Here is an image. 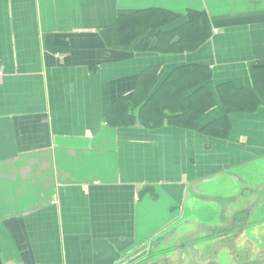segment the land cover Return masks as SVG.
Masks as SVG:
<instances>
[{
  "label": "crops",
  "instance_id": "crops-1",
  "mask_svg": "<svg viewBox=\"0 0 264 264\" xmlns=\"http://www.w3.org/2000/svg\"><path fill=\"white\" fill-rule=\"evenodd\" d=\"M144 10L179 16L164 31L197 18L211 36L183 54L107 44L118 17ZM262 61L264 0H0V264H164L186 251L201 263L209 255L182 240L264 232L246 220L264 216V180L250 175L264 162V106L230 114L225 138L145 127L138 109L133 124L107 122L149 69L147 98L186 65L209 70L217 98L223 84L251 89ZM223 116L217 103L198 127ZM226 210L235 231L219 227Z\"/></svg>",
  "mask_w": 264,
  "mask_h": 264
},
{
  "label": "trees",
  "instance_id": "trees-1",
  "mask_svg": "<svg viewBox=\"0 0 264 264\" xmlns=\"http://www.w3.org/2000/svg\"><path fill=\"white\" fill-rule=\"evenodd\" d=\"M178 18L176 14L161 10L137 11L118 17L103 32L110 46L127 47L136 43L134 48L139 52L193 53L210 38L211 28L196 18L175 29L162 30ZM252 71L255 80L251 89L227 83L217 87V98H214L203 86L211 78L206 67H178L147 98V89L157 78L156 68L149 69L138 77V86L129 98L118 99L111 105L107 122L110 126L133 124V112L138 109V121L145 127L155 128L164 121H175L182 128L225 138L230 114L252 113L264 106V61ZM216 101L224 109V116L199 128L200 118L217 104Z\"/></svg>",
  "mask_w": 264,
  "mask_h": 264
},
{
  "label": "rangeland",
  "instance_id": "rangeland-1",
  "mask_svg": "<svg viewBox=\"0 0 264 264\" xmlns=\"http://www.w3.org/2000/svg\"><path fill=\"white\" fill-rule=\"evenodd\" d=\"M251 182H255L257 181V179H254L253 175H256L260 177V180H264V162L263 165L261 166H255V167H251ZM249 196H253V195H249ZM263 199H264V195H260ZM234 198L227 200V203H231L233 202ZM251 200H246L244 203L245 205H247L248 203L251 204ZM220 202V201H219ZM261 202V200H260ZM237 206H239V203H237ZM252 206V205H251ZM261 211V209H260ZM262 214V212H261ZM226 218L223 221V223L219 224V227L223 228V226H225L226 228H231L232 226H228L229 221L231 220V217L229 216V211L226 210L225 212ZM224 217V216H222ZM219 218V217H217ZM249 221V223L253 224V225H248V228H256L260 223H264V216L262 215V217H257V216H252L248 219H246ZM233 228V229H232ZM232 231H235L236 228L232 227ZM263 230V229H262ZM235 234H237V236L233 237ZM166 235V236H165ZM176 236V231L174 232H167L164 234V241L167 240V242H171L173 240V238ZM205 236H209L208 232H199L195 234V237H200L201 240L199 242H196L194 244H198L197 246H199V244H201L203 247H197L195 245V252H199L201 249L203 250V253L206 255H210L208 259H212L214 260L216 263L218 264H242L246 259L248 260H255L256 259V254L258 253L257 251H261L264 249V232L260 231V232H239V231H235V233H229V237L231 239V241L227 242V243H223V242H219V233H215V238L214 242H209V238L205 237ZM242 237V238H241ZM244 237H246V239H244ZM240 238V239H239ZM205 240V242H203ZM159 240H157L158 242ZM163 241V242H164ZM156 242V243H157ZM189 246V242L186 240H182L181 243H183ZM165 243V242H164ZM176 243V241H175ZM178 243V242H177ZM214 245V248H212ZM217 245H222L221 247H219L217 250ZM168 248L174 246L173 243H168L166 245ZM189 248V247H188ZM169 252V251H167ZM257 252V253H256ZM255 253V254H254ZM174 255V259L172 260H168V254L164 253V259L165 262H168V264H194L191 263L192 262V258L189 254H187V251L185 252V257L184 258H176L175 254ZM249 255L250 258H247ZM205 259V257L201 258V262H204L203 260ZM207 259V260H208ZM175 261V262H174ZM206 261V260H205ZM139 263V262H138ZM165 264V263H164ZM203 264V263H202Z\"/></svg>",
  "mask_w": 264,
  "mask_h": 264
},
{
  "label": "flooded vegetation",
  "instance_id": "flooded-vegetation-1",
  "mask_svg": "<svg viewBox=\"0 0 264 264\" xmlns=\"http://www.w3.org/2000/svg\"><path fill=\"white\" fill-rule=\"evenodd\" d=\"M234 236H237V234H235ZM186 246H188V245H186ZM185 247V246H184ZM189 248H191L190 250L192 251V252H194L193 251V249L195 248V245H191V244H189V246H188ZM179 248V247H178ZM177 248V249H178ZM171 250H176V248H170ZM258 252V253H257ZM256 253V259L255 260H248V259H246L242 264H256V263H261V262H264V249L263 250H261V251H257ZM255 254V253H254ZM211 255V254H210ZM209 255V256H210ZM247 258H250L249 257V255H248V257ZM164 262H165V260H164ZM191 263H194V264H218V263H216L214 260H212V259H208V260H206V261H204V262H198L197 261V258L196 257H194V258H192V262ZM165 264H168V262H165Z\"/></svg>",
  "mask_w": 264,
  "mask_h": 264
},
{
  "label": "water",
  "instance_id": "water-1",
  "mask_svg": "<svg viewBox=\"0 0 264 264\" xmlns=\"http://www.w3.org/2000/svg\"><path fill=\"white\" fill-rule=\"evenodd\" d=\"M256 264H264V262H261V263H256Z\"/></svg>",
  "mask_w": 264,
  "mask_h": 264
},
{
  "label": "built area",
  "instance_id": "built-area-1",
  "mask_svg": "<svg viewBox=\"0 0 264 264\" xmlns=\"http://www.w3.org/2000/svg\"><path fill=\"white\" fill-rule=\"evenodd\" d=\"M214 32H216V30Z\"/></svg>",
  "mask_w": 264,
  "mask_h": 264
}]
</instances>
